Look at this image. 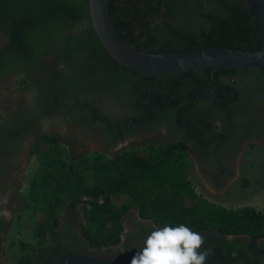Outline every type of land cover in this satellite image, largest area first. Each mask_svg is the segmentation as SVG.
<instances>
[{
	"label": "trees",
	"instance_id": "obj_1",
	"mask_svg": "<svg viewBox=\"0 0 264 264\" xmlns=\"http://www.w3.org/2000/svg\"><path fill=\"white\" fill-rule=\"evenodd\" d=\"M109 13L118 37L144 53L256 51L261 45L248 0H110ZM0 30L9 40L0 50V69L25 62L28 75L36 76L39 87L49 92L71 87L78 78L86 80L97 68L113 73L120 67L94 33L87 0H0ZM121 69L148 82L173 77ZM209 71L199 70L198 76ZM259 75L264 79V66ZM50 102L55 109L68 100L52 97ZM30 156L38 163L28 186L33 242L17 241L16 264L42 263L41 247L69 207L79 213L83 237L94 249L119 244L122 217L131 208L160 227L184 224L198 233L216 230L264 238V209L223 208L197 194L188 178L183 142L150 141L139 151L125 148L114 154L80 153L67 148L61 136L47 133L34 138Z\"/></svg>",
	"mask_w": 264,
	"mask_h": 264
},
{
	"label": "flooded vegetation",
	"instance_id": "obj_2",
	"mask_svg": "<svg viewBox=\"0 0 264 264\" xmlns=\"http://www.w3.org/2000/svg\"><path fill=\"white\" fill-rule=\"evenodd\" d=\"M7 41L3 48L8 37ZM198 72L178 80L148 82L121 67L113 73L101 67L86 80L78 78L71 87L49 92L39 87L36 76L28 75L25 62L0 69V256L8 225L1 209L11 208L6 196L16 166L13 156L25 137L32 144L47 133L63 137L61 130L70 129L77 142L74 151L104 154L125 148L139 151L150 141L183 142L191 183L192 170L204 187L235 180L237 158L243 151H256V144L264 141V79L259 69L218 70L213 76L211 71L204 76ZM13 88L16 93H11ZM52 97L68 103L52 109ZM73 97L77 102L71 101ZM122 223L118 245L94 249L83 237L79 213L66 208L55 233L41 247V264H59L71 254L130 264L147 236L161 227L141 218L134 208L123 215ZM200 234L205 241L202 251L207 252L205 264H264V238L221 235L216 230Z\"/></svg>",
	"mask_w": 264,
	"mask_h": 264
},
{
	"label": "water",
	"instance_id": "obj_3",
	"mask_svg": "<svg viewBox=\"0 0 264 264\" xmlns=\"http://www.w3.org/2000/svg\"><path fill=\"white\" fill-rule=\"evenodd\" d=\"M91 26L106 52L129 71L151 77H169L178 80L177 74L189 72L190 77L199 70H255L264 66V0H248V6L260 31L261 45L256 51H237L227 48H199L168 53H144L124 43L117 35L109 13L110 0H87ZM7 37L0 30V50L7 44ZM171 87H174L170 81ZM120 264L99 256L71 254L59 264Z\"/></svg>",
	"mask_w": 264,
	"mask_h": 264
},
{
	"label": "rangeland",
	"instance_id": "obj_4",
	"mask_svg": "<svg viewBox=\"0 0 264 264\" xmlns=\"http://www.w3.org/2000/svg\"><path fill=\"white\" fill-rule=\"evenodd\" d=\"M17 88H13L16 93ZM67 131V132H66ZM73 130H61L62 141L67 148L74 150L77 142ZM32 140L25 137L19 152L13 156L16 166L11 175L12 183L6 196L10 209H1L7 219V227L2 235V256L0 264H16L19 255L18 240L33 242L31 239L32 203L28 199L29 181L38 163L30 156ZM69 142V143H68ZM90 144V142H88ZM251 147V146H250ZM245 148V147H244ZM253 148V147H252ZM249 149V148H246ZM256 151H243L237 158L236 177L224 186L205 187L198 183L197 176L191 171L190 179L198 195L223 208L238 209L251 207L264 209V141L258 142ZM245 150V149H244Z\"/></svg>",
	"mask_w": 264,
	"mask_h": 264
},
{
	"label": "clouds",
	"instance_id": "obj_5",
	"mask_svg": "<svg viewBox=\"0 0 264 264\" xmlns=\"http://www.w3.org/2000/svg\"><path fill=\"white\" fill-rule=\"evenodd\" d=\"M203 236L184 224L153 230L130 264H205Z\"/></svg>",
	"mask_w": 264,
	"mask_h": 264
}]
</instances>
